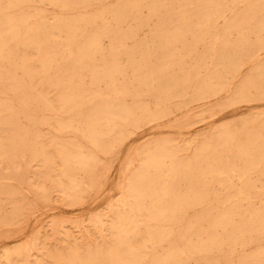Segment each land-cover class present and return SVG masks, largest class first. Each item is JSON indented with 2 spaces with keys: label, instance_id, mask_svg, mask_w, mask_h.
Returning <instances> with one entry per match:
<instances>
[{
  "label": "bare ground",
  "instance_id": "1",
  "mask_svg": "<svg viewBox=\"0 0 264 264\" xmlns=\"http://www.w3.org/2000/svg\"><path fill=\"white\" fill-rule=\"evenodd\" d=\"M116 1L117 2L113 5L111 3L112 1H110V3H109V0H0V160H6L7 166H8V163H7L8 160H20V157H25V158L29 159L28 158L29 155H33L34 157H36L38 155L39 156L40 155L41 156L46 155V153H45L46 151L44 148L46 145L44 146V144L42 142V139H44L45 136H43L44 138H42V139L40 138L41 140L39 139L40 134H41V136L43 134L42 133L39 134L40 128H38L39 125L37 127L38 121L36 120L37 117L35 114H38V112H39L43 118H45L47 115H49V118L51 117L49 114V110H50V100L52 99L53 96L52 95H51L52 97L48 96L49 95L48 94L49 91H47L48 86L56 85L59 87L58 89L56 87L57 92L55 91L54 95H55L56 99H58L61 102V105L59 106V109H58L59 110L58 118L54 122L53 127H55L58 130H67L69 132L71 131V133L75 132L73 134L80 137L77 140L76 139L75 140H69L68 139L66 141H63V143H61V147L60 146L59 147L62 150L63 149L66 150L67 148H71L70 150H72L71 152H73V148H74L73 146L81 147V146H83V142L86 141V142L91 143L92 145L99 146L98 150L101 149L100 147H102V150H103V146L105 147L107 140L111 138V134L113 132H116V130H118L119 126L121 125L120 120H121L123 114H121L120 110L118 111L119 108L113 109L112 106L115 103L118 102V104H120L122 102H125L124 100L129 95H131V98L133 97L132 98L133 100L131 99V101H136L135 99H137L136 96H138V95H132V94H137L140 91H146V93H147V91H149L150 94L154 93V95H155V93L158 91L159 92L160 91L161 92H170L172 88H175L173 86L175 85L177 88L178 84L184 86L185 84L188 85V83L190 84L192 81H195L192 84V86L194 87V83L195 84L196 83H203L204 84V83H206V81H208V79L216 78L217 80L219 79V81H220L221 77L226 76L227 74L229 75V73H232L233 76L235 75L234 73H237V72L239 73L240 69L242 68V67L240 68L241 64L239 63L240 62L239 60H241L240 56L242 54L246 53V55H247V53H248L249 55L252 56V58L256 57V59H259V57H260L261 52H259V49H260V47L262 48L261 44H264V37L259 35L260 37H259L258 42L255 41L256 43H254V44H252L247 39H240L238 42L235 43V42L230 41L231 38H229V34H231L233 32V30L234 31L237 30L238 32H240L241 27L244 26V23L246 22V20L248 21V19L251 20V18H258L257 14L253 12V10H254L253 4H254V6H255V3H261L263 5L264 1H262V0H242V1L247 2L246 4H248L247 10H245L241 14L231 13L232 17H230L231 20H229L227 27H225V29H223V31L222 30L217 31V34H220V35L216 36L215 45L211 46V50H210L211 52L209 53L210 62H209L208 66L203 65L204 64L203 60L207 56L208 52H205V50L200 51V52L197 51L196 45H198L201 41H204V40H206L208 42L206 37L214 32V26H217L216 25L217 17L221 16V14H222L221 9H219V7H218L222 0H195V1H197L198 6L199 5L201 6V7L199 6L200 8H199V11L197 13L199 25H201V26L198 25L199 27L194 31L193 30L190 31V30L182 27L184 24H186L188 22V20L193 15V14L191 15V12H188V8L190 10V6L187 8V5H189V3L192 2V0H119V1L116 0ZM239 1L240 0H238V2ZM259 1H262V2H259ZM171 2H178L179 3V5L177 4L178 7L175 8L173 6L174 3L172 5V7H174V8L165 6L167 3H171ZM47 4L52 5V6L57 8L56 14L49 15L46 12L47 11L46 10ZM205 4H206V6L204 7ZM250 4H252V5H250ZM208 5L211 6L210 10H207V8H206ZM262 5L260 7L259 6L258 7L261 8ZM145 6H149L148 12H149L150 18L155 20L154 25L151 27V29L149 31V33H150L149 35L154 37V38L160 39L158 45H155V47L153 48L154 51H158L157 52V55H158L157 59L161 60V62L158 64L157 63L152 64V65L148 64V62H147L148 60H147L146 56H141V57L137 56V54L141 51L140 43L134 44L132 47H130L131 45L130 46L128 45L129 47L126 46L124 39L127 37L136 36L139 32V29L137 27H128L127 29L125 27V29H123L120 26V22L122 20H125V18H128L130 16H134L136 18H139L134 14L133 11L136 9H139L141 7H145ZM239 6L242 7L241 5H239ZM233 7H234V4H233ZM71 9H72V11H73V9H76V12L74 14L67 13V10H68V12H70L69 10H71ZM193 11L195 14L194 9H193ZM226 11L227 10H225V12ZM228 11H230V10H228ZM242 11H243V8H242ZM222 12H224V10ZM175 14H177L179 16V19L181 18L183 20V22L180 23L181 22V20H180V22H179L180 24H176V26H174L175 23L173 24V26H169V27L167 25L165 26L163 21L166 20L167 18H170L172 15L175 16ZM109 18H112L113 20H115L116 23H115V21H113V22L110 21ZM148 18L146 20H148ZM261 19L262 20L259 23H257V27L260 29L259 30L260 33H261V29H264V22H263L264 17H261ZM143 20H145V18H142V19L140 18L141 22H143ZM194 20H195V18H194ZM172 21H173V19H171L170 23ZM129 22H131V21H129ZM146 22L147 21H145V23ZM226 22H228V21H226ZM248 23H249V21H248ZM123 24H125V23H123ZM252 24H254V22ZM194 26H196V25H194ZM253 27L254 26L252 25V29H253ZM222 28L223 27H221V29ZM258 28H257V31H258ZM216 29H217V27H216ZM190 32L192 34V39H190L191 42L186 43L184 41L186 39V38L184 39V36L185 35L188 36L189 34H187V33H190ZM249 32H250V30H249ZM221 33H223L224 36H221ZM105 36H109L111 38V43L108 46H105L103 44V38ZM212 36L210 35L209 37L211 39H213ZM245 36H247V35H245ZM134 39H135V37H134ZM136 40H139V39H136ZM135 41H133V43ZM155 42H156V39H155ZM179 42L181 43L180 45H182L184 51H177L176 50V48L178 47L177 45H179ZM211 42H213V41H211ZM200 44L202 45L203 42ZM151 45H152V43H151ZM259 45H261V46L259 47ZM199 48H200V46H199ZM150 49H152V48H150ZM98 53L101 55L100 58H96V56H97L96 54H98ZM147 54H148V52H147ZM187 55L191 56L192 59L191 58L190 59L193 62L189 65L178 63L180 66V71H182V74H180V76L178 74L176 75L177 72L170 74L169 72L171 69L168 71V68H169V65L171 64V62L169 64V61H176V63H177V61L180 62V61H183L185 59V62H187L186 58H185ZM153 56H154V54H153ZM110 57H112V59H110ZM172 57H173V59H172ZM249 58H250V56H249ZM166 60H168V62H166ZM244 62L245 61H243V63ZM257 64H259L258 69L263 68L262 62H259ZM172 65H174V64H172ZM175 66H176V64H175ZM242 66H243V64H242ZM87 70H89L90 72H87ZM167 73L170 74V76L167 75ZM248 73H251V72H248ZM149 75H151L152 80L156 79L155 76H153V75H156L157 80H158L156 86H154L153 84H150L151 81H150ZM166 75L169 78H166V80H164V81L163 80L160 81V79L164 78ZM252 75H253V71H252ZM88 78H89V80H88ZM234 78H236V77H234ZM260 78H259V81L261 80ZM252 79H253V77H252ZM226 80H227V78H226ZM100 82H104L106 84V86H107L106 91L94 90L91 88V86L89 88L86 85V83H90L93 85L96 83L95 85H98L97 83H100ZM253 82H255V81H253ZM263 84H264V82H263ZM226 85H227V83H224L223 85H221L220 90L223 89V87H225ZM261 88H262V85H261ZM51 89H52V86H51ZM194 89H195V87H194ZM194 89H192V90L194 91ZM179 90H180V88H179ZM176 91H177V89H176ZM176 91H174V93H172V92L171 93L175 94ZM236 91H239V90H236ZM236 91H234V92H236ZM50 93H51V91H50ZM154 95H153V97H154ZM169 95H170V93H169ZM211 95H213V94H211ZM158 96H159V93H158ZM205 96H208V95H205ZM153 97H151V95H150V99L151 98L153 99ZM155 99H157V98H155ZM162 99H164V98H162ZM158 101H160V103H163V102H161L162 101L161 99H158ZM167 102L169 103V100ZM170 102H172V101L170 100ZM57 103H56V105H57ZM127 103H129V102H127ZM58 105H59V103H58ZM54 107H55V105H54ZM55 108H53V109H55ZM116 109H117V111H116ZM51 111H53L52 108H51ZM131 112H132V110L131 111L129 110V112L127 114L129 116V118L132 117L129 115V114H133ZM20 116L28 117L31 120L29 121L27 118L26 120H28V122L26 124H22L19 121ZM34 116L36 117L35 119L33 118ZM52 116L54 117V114ZM143 116H144V112L141 113L142 118H143ZM263 118H264V116H263ZM263 118H261V119H263ZM51 120L54 121L52 119V117H51ZM39 121H41V120L39 119ZM260 122H261V120H260ZM43 123L45 124L44 120H43ZM122 123H123V121H122ZM123 125H124V123H123ZM126 126H127V123H126ZM248 126H249V124H248ZM257 126H258V124L255 126V128ZM53 127H51V128H53ZM224 128L228 129L229 126L228 125L224 126ZM249 128H250V126H249ZM50 130L52 131V129H50ZM243 130L245 131V129H243ZM260 130H262V129H260ZM221 131H222V129H221ZM244 131H243V135L246 134V133L244 134ZM216 132H218V130ZM61 134H63V133H61ZM211 134H213V133H211ZM215 134L213 135L214 138H215ZM252 135H253V133H251V135H249V137ZM260 136H264V131H263V133H260ZM263 139H264V137H263ZM247 140L249 142V139H247ZM50 141L52 143H56V144L58 143V141H56V140H50ZM230 144H231V142H230ZM238 145H239V142H238ZM253 145H255V144L253 143ZM85 146H86V144H85ZM146 146H148V144ZM236 146H237V144H236ZM257 146H258V144H257ZM78 147H77V149H78ZM168 147H170L169 144H168ZM244 147H245V144H244ZM263 147H264V142L261 143V149L254 154V156H253L254 159L250 156V153L249 154L243 153L244 155L241 154L238 160H248V161H254L256 159L263 160L264 159V154H263L264 148ZM251 148H252V146H251ZM203 149H204V147H203ZM46 150H47V147H46ZM204 150H203V152H204ZM232 150H234V149H232ZM74 152H77V150H75V148H74ZM197 152H198L197 155H199V150H197ZM197 152H195V153H197ZM203 152H202V154H203ZM48 153H50V152H48ZM62 153L63 154H61V155L63 157H65V158L70 157L72 159V160H63V162L65 163V166H66L67 162H69V164H68L69 167L73 166L75 168L80 169L79 171H82L81 169H83V171L90 170V169H87L88 168L87 163L89 160H85V158H83V156L79 157V152H78V155L68 153V152L65 153L63 151H62ZM207 153H208V151H207ZM145 154H146V158L143 160V164L140 165L141 167L137 166L138 168H140L139 174H137V175H139L140 180L135 179L131 182L127 181V183H129V187L127 189V197H129L130 199H132V197H133L134 199L130 200L129 202H125V198H124L123 200L125 203L122 201L124 203V204H122L124 208H123V210H121L119 212L118 218L117 219L115 218V221L112 224L113 225V232L115 231L114 235L116 234V231L118 233V234H116V237L113 240V242L109 243L105 247H103V245H100L102 248H97V249H92V250H90L88 248V250L85 254H83V252H82L83 255H79L76 252L72 251L68 257L62 256L59 260L54 262L55 264H184L183 258H189L191 256H193V258L194 257L196 258L197 254H205L207 252V250L204 246L205 244L203 246H196V245H191L189 241L192 242V238L194 236H197V238H199V237L205 235L208 237V241H209V239H211V245H215L216 243L219 242L217 240V236H219V234H216V231H217L219 226L227 228L226 232H224L227 235L226 234H224V235L228 236L229 242H230V240H233V239H235L234 241H236V238L238 239V241L240 239L244 240L246 237V234L249 232L251 234L249 233L250 235L248 234V236H251V238H253V240H254V238L255 239H263L264 238V209H262V210L252 209L251 214H250V218L247 219L246 215H245V218L240 217L241 218L240 220L238 218L239 221H235V220H232L233 218L231 219L230 217L235 215V214H238V216H242V217L244 216L243 215L244 212L241 210V208H239L238 205H236L237 202H236V204H231V205L228 204L230 206L224 207L222 212H220V213L218 212L219 214L217 213L218 215H216V218H211L212 209L210 206L205 205V203H206L205 202L204 205H202V208H201V206H199L201 208V210H200L201 212L198 214V217L195 220H192L190 218L189 220L185 219V221L182 222L183 224L181 225V228H180V229H182L181 236L177 235L173 238L170 237L169 246H168L169 248L166 251H163V253H161V254H159V253H155V254L152 253L151 254L149 247L156 245V242L158 245L159 241H161L167 237L168 227H169V224H171V218H173L175 216L177 217V215H178L175 212V210H173V207L171 205H169V200L172 199V197H173L174 199L177 200V202L181 203L182 206L189 207L192 204V202L201 201V200L203 202V200L207 198V190L205 187L199 186V183L197 184V182H196L197 186H199V187L193 186V184H191L192 186L190 187V190H187V191H193V193H194L193 195H190L189 192L188 193H179L180 190L176 191L174 189V187L172 186V183L174 181L177 182L179 179H181V177L184 175V172H185L184 168L186 167V165L183 168L178 163L174 164V161L170 164L169 160H167V158H166L167 155L165 153V149L162 146L149 147L146 149ZM211 154H213V153H211ZM229 154H230V151H229ZM51 155H53L52 152L49 156L51 157ZM225 155H226V153H225ZM201 156H203V155H201ZM210 156H213V155H210ZM218 156H219V154H218ZM228 156H226V157H228ZM231 156H232V153L227 158V160L230 161L229 158ZM237 156L238 155H236V157ZM29 157H30V161H31V156H29ZM85 157L93 159L94 155L93 154L87 155V153H85ZM42 158L43 157L38 158V160L40 159L43 161ZM57 158L58 157H56V159ZM193 158H194V155L191 157V159L193 160ZM33 159L35 160V158H33ZM50 159H51V162H56V161H52V157ZM169 159H170V157H169ZM177 160H175V161L177 162ZM235 160H236V158H235ZM194 161H192L193 164L198 163V161L197 162H196V160H194ZM199 161H200V159H199ZM213 161L215 162V159ZM49 162H50V160H49ZM179 162H180V159H179ZM236 162H233V164ZM224 163H225V166H227V162H224ZM248 163H253V162H248ZM257 163H259V162H256V164ZM42 164L44 166V163L40 161L41 166H42ZM60 164H62V163H60ZM181 164H182V162H181ZM221 164H223V163H221ZM229 164L231 166L230 162H228V165ZM6 165H5V161H4V167ZM51 165H53V164H51ZM54 165L57 167L56 163ZM211 165H213V164H211ZM242 165H243V163H242ZM47 166H48V164H47ZM134 166H135V164H134ZM248 166H249V164H248ZM262 166H264V165H262ZM69 167H66L62 170L67 172V169ZM234 167H235V165H234ZM246 167H247V165H246ZM249 167H248V169L251 170ZM39 168H40V166H39ZM44 168H45V166H44ZM200 168H202V167H200ZM207 168H208V166H207ZM238 168L243 169L244 167L242 168V166L241 167L238 166ZM42 169H43V167H42ZM74 169L72 168L73 171H74ZM129 169H130V167H129ZM165 169L169 170L168 171L169 175L166 178L162 179L160 177V175L162 174L161 172H163V171L165 172ZM189 169H190V167H189ZM227 169H228V167H227ZM241 169H240V171H241ZM262 169H264V168H262ZM53 170L56 171V169H54V168H53ZM133 170H130V171L134 172L135 170L134 171ZM231 170H233V168H231ZM235 170H236V167H235ZM246 170H245V172H246ZM255 170L257 172V169H255ZM46 171L47 170L45 168L44 172H46ZM48 171H49V169H48ZM216 171L219 173V175L223 174L225 172V170H223V169H216ZM1 172H2V170L0 167V173ZM38 172H40V169ZM164 172H163V174H164ZM252 172H254V171H252ZM4 173L5 172L3 171V174ZM71 173H72V171H71ZM76 173H77V171H76ZM206 173H207V171H206ZM215 173L216 172H214V174ZM3 174H0V177ZM6 174L10 175L9 173H6ZM6 174H4L3 177H6ZM36 174H37V171H36ZM43 175H45V174L43 173ZM87 175H88V171H87ZM203 175L206 177L205 174H203ZM211 175H213V174H210L209 176L211 177ZM241 175H242V173H241ZM260 175H261V172H260ZM58 176H60V175H58ZM58 176H57V178H58ZM85 176H86V174H85ZM199 176H200V173H199ZM50 177H51V179L52 178L54 179V177H52V175ZM50 177L48 178L49 181H50ZM128 177L129 176H127V180H128ZM131 177H132V175H131ZM225 177H226V175H225ZM45 178H46V175H45ZM65 178H67V177H65ZM211 178H213V177H211ZM53 179H52V181H53ZM60 179L61 180L63 179L62 176L60 177ZM133 179H134V177H133ZM198 179H200V178L198 177ZM214 179H211V180L214 181ZM222 179L224 180L225 178H222ZM57 180H59V178ZM223 180H221V181H223ZM227 180H228V178H227ZM247 180H248V178H247ZM207 181H208V179H207ZM209 181H210V179H209ZM213 181H211L210 184L213 183ZM237 181H239V180H237ZM237 181H236V184H237ZM191 182L194 183V181H191ZM63 183H62V186H63ZM66 183H68V181ZM66 183H64V186ZM201 183H202V181H201ZM244 183H246V181ZM248 183H250V185H251L250 181ZM248 183H246V184H248ZM69 184H70V181H69ZM69 184H68V186H69ZM223 184H225V182ZM227 184H229V183H227ZM0 185H1V181H0ZM43 185H45V184H43ZM121 185H123V184H121ZM125 186H126V183H125ZM261 186H262V183H261ZM1 187L5 188L4 189V192H5L6 185H5V187L1 185ZM1 187H0V190H1ZM211 187L214 188V186H211ZM221 187H222V185L220 186V188ZM231 187H233V186H231ZM234 187H236V185H234ZM238 187L236 189H238ZM245 187L246 186H244V188H243V186H242L239 191L234 189L238 193L232 192V188L230 189V192H229V189L227 190L226 188L224 189V191L227 190L229 192V193L227 192L228 194L234 193L237 196V200L242 199V201H243L244 198L245 199H247V198L252 199V192H251L252 187L250 189L249 188L247 189V187L246 188ZM3 188H2V193H3ZM66 188H67V185H66ZM66 188H64V189H66ZM72 191L74 192V190H72ZM76 191H78V190H76ZM254 191H255V189H254ZM73 192H71V190H70L71 194ZM211 192H213V191H211ZM211 192H210V194H211ZM255 192H257V191H255ZM258 192H261V191H258ZM262 193H264V191L261 192V195H262ZM124 194H126V193H124ZM9 195H11V194H9ZM254 195L256 196V194H254ZM7 196H8V194H7ZM7 196H6V198H7ZM12 196L13 195H11V197ZM224 196L226 197V195H224ZM149 197H150L151 204L149 205V207L147 209L149 211L148 217L150 218V220H146V219L133 220L132 219L129 221L127 220V222L125 221V224H123L122 218H125V216H127V217H133V216L139 217V216H141V213L137 212V210L141 209V206L143 204L144 199L149 198ZM223 197H222V199H223ZM209 198H211V197H209ZM217 198H219V197H217ZM228 198L230 199L229 195H228ZM254 198H257V197H254ZM234 200H236V199H234ZM254 200H257V199H254ZM8 201L10 202V200H8ZM228 201L229 200H227V202ZM0 202H1V198H0ZM11 202H12V200H11ZM200 203H199V205H200ZM230 203H231V201H230ZM255 204H256V202H255ZM211 205H213V203H211ZM250 205H252V204H250ZM114 206H115V204H114ZM191 206H192V209H194L195 206L194 207H193V205H191ZM243 207H242V209H243ZM253 207L254 206H252V208ZM249 209H251V208L249 207ZM198 210H199V208H198ZM185 211L186 210H183V212H185ZM177 212H178V210H177ZM192 212H193V210H192ZM215 212L216 211H214V213ZM186 213H187V215L189 214L188 212H186ZM191 213H190V215H191ZM192 214L194 215V212ZM183 217H184V215H183ZM186 217L188 218L189 215ZM205 218L207 219L206 223L208 226H207L206 230H203L202 224H204V223H203L202 219H204V221H205ZM96 220H97V218H96ZM95 222H96V224L98 223L97 221H95ZM177 222H178V220H177ZM108 225L110 227L109 222H108ZM107 229L108 228H106V231H107ZM180 229H179V231H180ZM104 230L102 232H104ZM221 231H219V232H221ZM113 232L111 231V234ZM174 233H176V231H174ZM215 234L217 236H215ZM106 235H107V233H106ZM108 236H111V235H108ZM173 236H174V234H173ZM107 237L104 238V243H106L105 239ZM179 237H182L183 239H185L183 243H179V241H181V239H179ZM219 237H221V236H219ZM140 238L142 239V241L140 240ZM111 239H112V237H111ZM167 240H168V238H167ZM167 240H166V242H167ZM244 241L246 242V239ZM249 242H247V243H249ZM237 243L235 245H237ZM241 244H242V241H241ZM258 244H259V242H258ZM260 244H261V242H260ZM69 245H70V243H69ZM69 245H68V247H69ZM96 245H95V247H96ZM160 245H161V247H163L162 246L163 242H162V244L160 243ZM207 246H208V244H207ZM263 246L260 245V247H263ZM84 247L85 246H83V248ZM164 247H166V246H164ZM242 247H243V245H242ZM78 248H79V246H78ZM63 249L64 248H62V250ZM242 249H244V248H242ZM156 250H157V247H156ZM227 250H228V248H227ZM235 250H236V248L234 249V252H235ZM65 251L66 250H64V252ZM84 251H86V250H84ZM220 251H221V249H220ZM229 251H231V249ZM67 252H68V250H67ZM153 252H154V250H153ZM245 252H244V254L242 252V254L245 255ZM258 252H259V250H258ZM37 253H35V254H37ZM80 253H81V250H80ZM207 253H209V252H207ZM239 253H241V252L239 251ZM211 254H213V253H211ZM227 254H226V256H227ZM209 255H210V253H209ZM232 255H230L229 258H231ZM42 256H45V255H42ZM221 256H223V255H221ZM15 257H17V256H15ZM32 257L34 258V256H32ZM218 257L219 256H217V259H218ZM223 257L225 259V255ZM241 257L244 258V256H242V255H241ZM248 257H250V256L248 255ZM256 257H258V254ZM20 258H21V256H20ZM43 258L45 259V257H43ZM213 258H214V256H213ZM233 258H237V256L233 257ZM246 258H247V256H245V258L242 260L246 261ZM9 259H10V256H9ZM46 259H48V258H46ZM10 260L12 261V258ZM202 260H204V259H202ZM205 260H207V258H205ZM208 260H209V258H208ZM218 260H217V262H218ZM226 260H227V258H226ZM200 261H201V259H200ZM211 261L216 262L215 259L211 260ZM228 261H230V259ZM18 262H20V261H18ZM44 262H46V261H44ZM250 262H251V260H250ZM15 263H16V260H15ZM30 263L32 264L31 259H30ZM198 263L200 264V262H198ZM255 263H256V261H255ZM5 264H7V260H6ZM50 264H52V263L50 262ZM193 264H194V262H193Z\"/></svg>",
  "mask_w": 264,
  "mask_h": 264
},
{
  "label": "rangeland",
  "instance_id": "2",
  "mask_svg": "<svg viewBox=\"0 0 264 264\" xmlns=\"http://www.w3.org/2000/svg\"><path fill=\"white\" fill-rule=\"evenodd\" d=\"M110 1H112L111 3L113 5L117 2L116 0H109V3H110ZM262 1H264V0H262ZM262 1H259V2H262ZM173 3H174V5H173ZM246 3L247 2L242 1V0H240L239 2H238V0H225V1L222 0L221 1V3L219 4L218 7H219V9H221L222 14H221V16L217 17V20H216L217 26H214V32L210 34L211 36L213 35L212 36L213 39H211L209 37L210 36L209 35L206 37L208 42L206 40H204V41L200 42V43L203 42L202 45L200 43H199L200 45L199 44L196 45L197 51L200 52V51L205 50V52H208L207 56L203 60L204 66L209 65V62H210L209 53L211 52L210 51L211 46L215 45L216 36L220 35V34H217V31H220V30L223 31V29H225V27H227L229 20H231L230 17H232L231 13L241 14L245 10H247L248 4H246ZM177 4L179 5L178 2H171V3H167L165 6H168L171 8H174V7L176 8V7H178ZM233 4H234V7H233ZM172 5L174 7H172ZM239 5H241L242 7H240ZM250 5H252V4H250ZM261 5H262L261 3H255V6L253 4V8H254L253 12L257 14L258 18H251V20L248 19L249 23L246 20V22L244 23V26L241 27L240 32L235 30L237 32L236 33L233 30V32L231 34H229V38H231L230 39L231 42L236 43L240 39H247L252 44H254V43H256L255 41L258 42L259 37H260L259 35L264 37V29H261V33H260L259 32L260 29L257 27V23H259L262 20L261 17H264V13H263L264 12V3L261 7L262 9L259 8ZM189 6H190V10L188 8ZM199 6H198L197 1H195V0H192V2H190L189 5H187L188 12H191V15L192 14L193 15L188 20V22L182 26L183 28L188 29L190 31H192V30L194 31L199 26H201V25H199L198 14H197L199 11V8L201 7V6L200 7ZM205 6H206V4L204 5V7ZM210 7L211 6L208 5L206 7L207 10H210L211 9ZM148 8H149V6H145V7H141L139 9L134 10L133 11L134 14L139 18H136L134 16H130L128 18H125V20H122L120 22V26L123 29H125V27H126V29L128 27H137L139 29V32L136 36L127 37L124 39V41H125L127 47H129L130 45H131L130 47H132L134 44L140 43L141 51L137 54V56L138 57L146 56L147 60H148L147 61L148 64L152 65V64H156V63L158 64L161 62V60L157 59L158 58V55H157L158 51L153 50L155 45H158L160 39L154 38V37L149 35L150 34L149 31H150L151 27L154 25L155 20L150 18ZM192 8L195 10V14H194V11ZM242 8H243V11H242ZM46 10H47L46 12L49 15H53V14H56L57 8L52 6V5L47 4ZM223 10H224V12H222ZM225 10H227V11L225 12ZM228 10H230V11H228ZM69 11L70 12H68V10H67V13L74 14L76 12V9H73V11L71 9ZM193 17L195 18V20ZM140 18L141 19L145 18V20H143V22H141ZM147 18H148V20H146ZM171 19H173L174 22L172 21L170 23ZM109 20L112 22L115 21L112 18H109ZM180 20H181V22H180ZM129 21H131V22H129ZM145 21H147V22L145 23ZM226 21H228V22H226ZM163 22H164L165 26L167 25L169 27V26H173L174 23H175L174 26H176V24L182 23L183 20L181 18L179 19V16L177 14H175V16L172 15L170 18H167ZM253 22H254V24H252ZM115 23H116V21H115ZM123 23H125V24H123ZM194 25H196V26H194ZM252 25L254 26L253 29H252ZM216 27H217V29H216ZM221 27H223V28L221 29ZM257 28H258V31H257ZM249 30H250V32H249ZM187 34H189V35L184 36V39L186 38L184 41L186 43L187 42L189 43V42H191L190 39H192V34H191V32L187 33ZM245 35H247V36H245ZM221 36H224V34L221 33ZM134 37H135V39H134ZM136 39H139V40H136ZM155 39H156V42H155ZM133 41H135V42L133 43ZM211 41H213V42H211ZM150 42L152 43V45ZM110 43H111V38L109 36H105L103 38V44L105 46H108ZM180 44L181 43L179 42V45H177L178 47L176 48V50L177 51H184L182 45H180ZM261 45H262L263 49L260 47ZM261 45H259V47H260L259 52H261L259 59H256V57L252 58V56L249 55L248 53H247L248 56L246 55V53L242 54L240 56L241 60H239L240 61L239 63L241 65L240 64L239 65H240V68L241 67L242 68L240 69L239 73L238 72L234 73L235 74L234 76L232 75V73H229V75L227 74L226 76L221 77L222 80L220 79V81H219V79L217 80L216 78H213V79H208V81H206V83H204V84L203 83H196V84L194 83L195 89L192 86L193 82H195V81H192L190 84L188 83V85L185 84L184 86L178 84L177 88L174 85L173 87H175L177 89V91L175 88H172L170 92H161V91L159 92L158 91L155 93L156 96L154 95V93L150 94L149 91H147V93H146V91H140L137 94H132V95H138V96H136L137 97V99H135L136 101H131V99L133 97L131 98V95H129L124 100L125 102H122L120 104H118V102L115 103L114 104L115 106L114 105L112 106L113 109L119 108L118 111L120 110L121 114H123V116L120 120L121 125L119 126L118 130H116V132H113L111 134V138L107 140L105 147L103 146V150H102V147H100L101 149L98 150L99 146L92 145L91 143L86 142V141L83 142V146H81V147L77 146L78 149L76 146H73L75 148V150H77V152H74L73 147H72L73 152H71L72 151V150H70L71 148H67L68 150L67 149L62 150L60 148L61 143H63V141H66L68 139L69 140H75V139L77 140L80 137L73 134V133H75L73 131H72L73 133H71V131L69 132L67 130H58L55 127H53L54 122L58 118V114H59L58 109H59V106L61 105V102L58 99H56V97L54 95L55 91L57 92V89L59 87L56 85H51L52 86V89H51V86H48L47 87V91H49L48 96H51V95L53 96V97L51 96L52 99L50 100L49 114L54 121L51 120V117L49 118V115H47L45 118H43L39 112H38V114H35L37 118L35 116L33 117L34 119L36 118V120L38 121L37 127L39 125L38 128H40L39 134L40 133L43 134L42 136L40 134L39 139L40 138L42 139V138H44L43 136H45V138L42 139V142H43L44 146L46 145L44 147L45 151H46L45 152L46 155L45 156H41V155L39 156L38 155L36 157H34L33 155H29V156H31V161H30V157L28 155L27 156L29 159H27L25 157H20V160H8L7 161L8 166L6 165V160H0V167L2 170V172L0 174H3V171L5 172L4 174H6V173L10 174V175L6 174V177H3V175H4L3 174L0 177L1 185L4 187L6 185L5 192H4L5 188L1 187V185H0V187H1V190H0V195H1L0 196V198H1V202H0V264L1 263L5 264L6 260H7V264H12V263L14 264L15 260H16L15 264H31L30 259H31L32 264H36V263L37 264H46V263L50 264V262L53 264L54 262L59 260L62 256L68 257L72 251L76 252L79 255H83L87 252L88 248L90 250L102 248L100 245H103V247H105L109 243L113 242V240L116 237V234H118V233L116 231V234L114 235L115 231L113 232V225L112 224L115 221V218L116 219L118 218L119 212L121 210H123L124 207L122 204H124L125 202H129L130 200L134 199L133 197H132V199L127 197V189L129 187V183H127V181L131 182L135 179L140 180L139 175H137V174H139V170H140V168H138V167H141L140 165L143 164V160L146 158L145 151L149 147L162 146L165 149V153L167 155L166 158H167V160H169L170 164L174 161V164L178 163L183 168L186 165V167L184 168L185 169L184 175L181 177V179H179L177 182L174 181L172 183V186L174 187V189L176 191L180 190L179 193H188L189 192L190 195H193L194 194L193 191H187V190H190V187L192 186L191 184H193V186H196V187H199V186L205 187L207 190V198L204 199L203 202H202V200L192 202L191 205H193V207L195 206L194 209H192L191 205L189 207L182 206V204L177 202V200L174 199L173 197H172V199L169 200V205H171L173 207V210H175V212L178 215H177V217L175 216V217L171 218V224H169V227H168L167 237L164 238L163 240L159 241L158 245L156 242V245L149 247L151 254L152 253L153 254H155V253L161 254V253H163V251H166L169 248L168 246H169L170 237L173 238L177 235L181 236L182 229H180V228H181V225L183 224L182 222H184L185 219L189 220L190 218L192 220H195L198 217V214L201 212L200 210L202 208V205H204L205 202H206L205 205L210 206L212 209L211 218H216V215H218L220 212H222L224 207L230 206L231 204H236V202H237L236 205H238L239 208H241V210L244 212L243 213L244 216L243 217L238 216V214L231 216L230 218L231 219L233 218L232 220H235V221H239L241 218H245V215H246L247 219L250 218V214H251L252 209H255V210L264 209V196H263L264 193H262V195H261V192L264 191V181H263L264 180V169H262V168H264V166H262V165H264L263 164L264 159L263 160L256 159L254 161L238 160L241 154L244 155L243 153H245V154L250 153V156L254 159V157H253L254 154L261 149V143L264 142V139H263L264 136H260V133H263V131H264V118H263V116H264V84H263V82H264V66H263L264 65V61H263L264 60L263 59L264 58V44H261ZM199 46H200V48H199ZM150 48H152V49H150ZM147 52H148V54H147ZM153 54H154V56H153ZM96 55H97L96 58L101 57V55L99 53ZM249 56H250V58H249ZM185 58H186L187 62H185V59L183 61H180V62L177 61V63H176V61H169V64L171 62V64L169 65V68H168V71L171 69L169 73L173 74L174 72L175 73L177 72L176 75L178 74L180 76V74H182V71H180L179 64L189 65L193 62V61H191V59H192L191 56L187 55ZM110 59H112V57H110ZM172 59H173V57H172ZM242 60L245 62L243 63ZM166 62H168V60H166ZM259 62H262V64H263L262 69H258L259 64H257V63H259ZM172 64H174V65H172ZM175 64H176V66H175ZM242 64H243V66H242ZM252 71H253V75H252ZM87 72H90V71L87 70ZM248 72H251V73H248ZM170 74L167 73V75H169V76H170ZM167 75L164 77L165 79L161 78L160 81L161 80L164 81V80H166V78H169V77H167ZM153 76H155V78H156L155 80H152L151 75H149V78L151 81L150 84H153L154 86H156L158 80H157L156 75H153ZM234 77H236V78H234ZM252 77H253V79H252ZM226 78H227V80H226ZM259 78L261 79L260 81H259ZM88 80H89V78H88ZM253 81H255V82H253ZM224 83H227V85L225 87H223L224 90L223 89L220 90L221 85H223ZM95 84L93 85L90 83H86V85L89 88L91 86V88L94 90L106 91L107 86L104 82L97 83L100 87L98 85H95ZM261 85H262V88H261ZM56 87H57V89H56ZM179 88H180V90H179ZM192 89H194V91ZM236 90H239V91H236ZM50 91H51V93H50ZM174 91H176L175 94H172V93H174ZM234 91H236V92H234ZM158 93H159V96H158ZM169 93H170V95H169ZM211 94H213V95H211ZM150 95H151V97H153V95H154V97H153L154 100L152 98L150 99ZM205 95H208V96H205ZM155 98H157V99H155ZM162 98H164V99H162ZM158 99H161L162 100L161 102H163V103H160V101H158ZM168 100H169V103L167 102ZM170 100L172 102H170ZM126 101L129 103H127ZM57 102L59 103V105ZM56 103H57V105H56ZM53 104L55 105L56 108L54 107ZM51 108L53 111H51ZM53 108H55V109H53ZM129 110L130 111L132 110L131 113H133V114H129L130 116H132L131 118H129V116L127 115ZM116 111H117V109H116ZM143 112H144V116L142 118L141 113H143ZM51 114L52 115L54 114V117ZM27 118L28 117L20 116L19 117L20 123L26 124L28 122V120L29 121L31 120L29 118H28V120H26ZM261 118H263V119H261ZM39 119L41 121H39ZM43 120L45 121V124L43 123ZM260 120H261V122H260ZM122 121H123L124 125H123ZM125 122L127 123V126H126ZM248 124H249L250 128H249ZM257 124H258V126L255 128V126ZM227 125L229 126V128L225 129L224 126H227ZM51 127H53V128H51ZM50 129H52V131ZM221 129H222V131H221ZM243 129H245L246 132ZM260 129H262V130H260ZM217 130H218V132H216ZM243 131H244V134L246 133L245 135H243ZM61 133H63V134H61ZM211 133H213V134H211ZM251 133H253V135H252L253 137L252 136L249 137V135H251ZM214 134H215V138L213 136ZM247 139H249V142ZM50 140H56V141H58V143L57 144L52 143ZM230 142H231V144H230ZM238 142H239V145H238ZM253 143L255 145H253ZM85 144L87 147L85 146ZM147 144H148V146H146ZM168 144L170 147H168ZM236 144H237V146H236ZM244 144H245V147H244ZM257 144H258V146H257ZM251 146H252V148H251ZM46 147H47V150H46ZM203 147L205 150L203 149ZM232 149H234L235 151ZM197 150H199L200 156L197 155L198 154ZM203 150L205 153L203 152ZM62 151L65 153L68 152V153L77 154V155L79 152V157L83 156V158H85V160H89L87 163V166H88L87 169H90V170H85L86 171L85 172V171H83V169H81L82 171H79L80 169H78V168H75L73 166L69 167L68 166L69 162H67V164L65 166V163L63 162V160H72V159L70 157L69 158L63 157L61 155V154H63ZM207 151H208V153H207ZM229 151H230V154L232 153V156H233V157L231 156L229 158L230 161L227 160V158L230 156ZM48 152H50V153H48ZM51 152L53 153V155H51L52 161H56V162H51V159H50L51 157L49 156L51 154ZM195 152H197V153H195ZM202 152H203V154H202ZM263 152H264V149H263ZM85 153H87V155L93 154L94 158L93 159L92 158H86ZM211 153H213V154H211ZM225 153H226V155H225ZM192 154L194 155L193 160L191 159V157L193 156ZM218 154H219V156H218ZM201 155H203V156H201ZM210 155H213V156H210ZM236 155H238V156L236 157ZM226 156H228V157H226ZM41 157H43L42 158L43 161L40 159L39 160L44 163V166L47 170L46 172H44L45 168H44L43 164L41 166L40 161L38 160V158H41ZM56 157H58L57 158L58 160L56 159ZM169 157H170V159H169ZM33 158H35V160ZM198 158L200 159V161ZM235 158H236V160H235ZM179 159H180V162H179ZM214 159H215V162L213 161ZM49 160L51 163L49 162ZM175 160H177V162ZM194 160H196V162L198 161V163L193 164L192 161H194ZM4 161H5V165H6L5 167H4ZM59 162L62 164H60ZM181 162H182V164H181ZM220 162L223 163L224 165L221 164ZM224 162H227V166H225ZM228 162L231 163V166H230V164L228 165ZM233 162H236V163L233 164ZM248 162H253V163H248ZM256 162H259V163L256 164ZM55 163L57 164V167L59 169L54 165ZM242 163H243V165H242ZM47 164H48V166H47ZM51 164H53V165H51ZM134 164L136 167L134 166ZM211 164H213V165H211ZM248 164H249V166L251 165L253 168L251 166L249 167ZM234 165L236 167V170H235ZM246 165H247V167H246ZM39 166H40V168H39ZM207 166H208V168H207ZM238 166L239 167L242 166V168L243 167L244 168L243 169L240 168L241 169V171H240ZM259 166L260 167L262 166V167L260 168ZM42 167H43V169H42ZM63 167L64 168L69 167L67 169V172L62 170V169H64ZM129 167H130V169H129ZM189 167H190V169H189ZM200 167H202V168H200ZM227 167H228V169H227ZM248 167L251 170H249ZM47 168L49 169V171ZM53 168L56 169V171L53 170ZM72 168L73 169L75 168L74 171L76 170L77 173H76V171L74 172L72 170ZM231 168H233V170H231ZM39 169H40V172H38ZM216 169H223V170H225V172L223 174L219 175V173L216 171ZM255 169H257V172ZM130 170H133L134 172H132ZM245 170H246V172H245ZM36 171H37V174H36ZM71 171H72V173H71ZM87 171H88V175H87ZM168 171H169L168 169L167 170L165 169V172L163 171L164 174H163V172H161L162 174L160 173L161 174L160 177L162 179L166 178L169 175ZM206 171L208 174L206 173ZM250 171L251 172L254 171L255 173L254 172L251 173ZM259 171L261 172V175H260ZM214 172H216V173L214 174ZM43 173L46 175V178H45V175H43ZM199 173H200V176H199ZM241 173H242V175H241ZM85 174H86V176H85ZM203 174H205L206 177ZM210 174H213V175H211V177H213V178H211L209 176ZM51 175H52V177H54V179L52 178L53 181L50 177ZM58 175H60V176H58ZM131 175H132V177H131ZM225 175H226V177H225ZM48 176L50 177V181L48 180V178H49ZM57 176H58L60 181L57 180L58 179ZM61 176L63 178L62 180L60 179ZM127 176H129L128 180H127ZM65 177H67V178H65ZM133 177H134V179H133ZM198 177L200 179H198ZM222 178H225V179L223 180ZM227 178H228V180H227ZM247 178H248V180H247ZM207 179H208V181H207ZM209 179H210V181H209ZM211 179H214V181ZM221 180H223V181H221ZM237 180H239V181H237ZM67 181H68V183H66ZM69 181H70V184H69ZM191 181H194V183H192ZM201 181H202V183H201ZM211 181H213V183L210 184ZM236 181H237V184H236ZM243 181L244 182L246 181V183H248L250 181L251 185H250V183L246 184ZM63 182L66 183L65 186H64ZM196 182H197V184L199 183V186H197ZM224 182H225V184H223ZM260 182L262 183V186H261ZM62 183H63V186H62ZM125 183H126V186H125ZM227 183H229L230 185ZM43 184H45V185H43ZM68 184H69V186H68ZM121 184H123V185H121ZM233 184L236 185V187H234ZM66 185H67V188H66ZM221 185H222V187L220 188ZM211 186H214V188ZM231 186H233V187H231ZM242 186H243V188H244V186H246L247 189L248 188L250 189L252 187L251 188L252 199L251 198H247V199L244 198L243 201H242V199L237 200V196L234 193H238L237 191H239ZM230 187L232 188V192H234V193L231 192L232 194H228L230 192V189H231ZM237 187H238V189H236ZM2 188H3V193H2ZM64 188H66V189H64ZM68 188L71 190V192H73L72 190H74V192L71 194L70 190ZM225 188L227 190L229 189V192L227 190L224 191ZM234 189L237 191H235ZM254 189L257 192H255ZM76 190H78V191H76ZM211 191H213V192H211ZM258 191H261V192H258ZM210 192H211V194H210ZM124 193H126V194H124ZM222 193L224 195H226V197ZM7 194H8V196H7ZM9 194H11L13 196L11 197V195H9ZM254 194H256V196ZM228 195H229L230 199L228 198ZM6 196H7V198H6ZM209 197H211V198H209ZM217 197H219V198H217ZM222 197H223V199H222ZM254 197H257V198H254ZM124 198H125V202L123 200ZM7 199L10 200V202ZM234 199H236V200H234ZM254 199H257V200H254ZM11 200H12V202H11ZM227 200H229V201L227 202ZM230 201H231V203H230ZM255 202H256V204H255ZM199 203H200V205H199ZM211 203H213V205H211ZM114 204H115V206H114ZM150 204H151L150 197L144 199L143 204L141 206V209L137 210V212L141 213V216H139V217L138 216H133V217L125 216V218H122V220H123L122 223L125 224V221L127 222V220L129 221L132 219L133 220H136V219L150 220V218L148 217L149 211L147 209ZM228 204H230V205H228ZM250 204H252V205H250ZM199 206H201V208ZM252 206H254V207L252 208ZM242 207H243V209H242ZM249 207L251 209H249ZM198 208H199V210H198ZM191 209L193 210L194 215L192 214L193 212ZM177 210L179 213L177 212ZM183 210H186V211L183 212ZM214 211H216V212L214 213ZM186 212L189 213L188 218L186 217V216H188ZM190 213H191V215H190ZM183 215H184V217H183ZM96 218H97V220H96ZM238 218H239V220H238ZM177 220H178V222H177ZM202 220L204 223V224H202L203 230H206V228L208 226L206 223L207 219L205 218V221H204V219H202ZM95 221H97L98 223L96 224ZM108 222L110 224V227L108 225ZM106 228H108L107 231H106ZM109 229L113 232L112 234H111V231ZM179 229H180V231H179ZM226 229L227 228H225V227H221V226L218 227L216 234H219V236H221V237H219L215 234V236H217V240L219 241L215 245H211V239H209V241H208V237L205 235H203L199 238H197V236H194L192 238V242L189 241L190 244L196 245V246H203L205 244L204 246H205L207 252L210 253V255H209V253L206 252L205 254H197L198 257L200 256L199 258L197 256H196V258L195 257L193 258V256H191L189 258H183L184 264H193V262H194V264H199L198 262H200V264H210V263L211 264H229V263L230 264H246L247 262H248L247 264H257V263L258 264H264V246H263L264 245V238L263 239H255L254 238V240H253V238H251V236H248V234L250 233L249 232L246 234V237L248 239L245 237L246 242L244 241L245 239L244 240L240 239L238 241L237 238H236V241H234L235 239H233V240H230V242H229V238H228V236H226L227 234L224 233V232H226ZM103 230H104V232H102ZM174 231H176V233H174ZM219 231H221V232H219ZM106 233H107V235H106ZM173 234H174V236H173ZM224 234H226V235H224ZM108 235H111V236H108ZM104 236L105 237L108 236L110 238L109 239L107 237L105 239L106 243H104V238H105ZM111 237H112V239H111ZM167 238H168V240H167ZM179 239H181V241H179V243H183L185 240L182 237H179ZM140 240L142 241L141 238H140ZM166 240L168 243L166 242ZM241 241H242V244H241ZM162 242H163V245H162L163 247H161V245H160V243L162 244ZM247 242H249V243H247ZM258 242H259V244H258ZM260 242H261V244H260ZM69 243H70V245H69ZM236 243H237V245H235ZM67 244L69 245V247ZM207 244H208V246H207ZM82 245L85 246L84 247L85 249L83 248ZM95 245H96V247H95ZM242 245H243V247H242ZM260 245H262L263 247H260ZM78 246H79V248H78ZM164 246H166V247H164ZM156 247H157V250H156ZM62 248H64V249L62 250ZM227 248H228V250H227ZM235 248H236V250L234 252ZM242 248H244V249H242ZM220 249H221V251H220ZM230 249H231V251H229ZM64 250H66V251L64 252ZM67 250H68V252H67ZM80 250H81V253H80ZM84 250H86V251H84ZM153 250H154V252H153ZM258 250H259V252H258ZM239 251L241 253H239ZM82 252H83V254H82ZM242 252H243V254L245 252V255H243ZM35 253H37V254H35ZM211 253H213V254H211ZM256 253L258 254V257H256L257 256ZM226 254L228 257L226 256ZM42 255H45V256H42ZM221 255H223V256L225 255V259ZM230 255H232L231 258H229ZM241 255L244 256V258H245V256H247L246 261L242 260L244 258L241 257ZM248 255L250 257H248ZM9 256H10V259L12 258V261L9 259ZM15 256H17L18 258ZM20 256H21V258H20ZM32 256H34V258ZM213 256H214V258H213ZM217 256H219L218 257L219 260L217 259ZM236 256H237V258H233ZM43 257H45V259ZM46 258H48V259H46ZM205 258H207V260H205ZM208 258L210 261L208 260ZM226 258H227V260H226ZM200 259H201V261H200ZM202 259H204V260H202ZM214 259L216 260V262L211 261ZM229 259H230V261H228ZM217 260H218V262H217ZM221 260L222 261L224 260V261L222 262ZM250 260H251V262H250ZM18 261H20V262H18ZM44 261H46V262H44ZM255 261H256V263H255Z\"/></svg>",
  "mask_w": 264,
  "mask_h": 264
}]
</instances>
